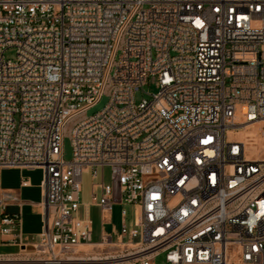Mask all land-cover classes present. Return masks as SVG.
<instances>
[{
    "label": "built area",
    "instance_id": "2783aa9c",
    "mask_svg": "<svg viewBox=\"0 0 264 264\" xmlns=\"http://www.w3.org/2000/svg\"><path fill=\"white\" fill-rule=\"evenodd\" d=\"M13 169L43 173L32 243ZM89 206L130 208L119 241H94ZM0 239V264H264V0H0Z\"/></svg>",
    "mask_w": 264,
    "mask_h": 264
},
{
    "label": "crops",
    "instance_id": "0c3cea01",
    "mask_svg": "<svg viewBox=\"0 0 264 264\" xmlns=\"http://www.w3.org/2000/svg\"><path fill=\"white\" fill-rule=\"evenodd\" d=\"M12 173L20 172L21 177L14 180V182H7L3 178L5 171L1 172V185L6 191H10L17 198V202H9V208L11 209V214L20 213L23 220V234L25 240L29 243L35 242L43 230V217H42V202H43V191L41 189L42 179L40 181H35L32 177L33 172H28L29 170H9ZM27 172V175H26ZM28 182L27 187L22 186V180ZM92 192V189H91ZM91 192L89 194L90 200L82 201V207L80 210V217H84V206L90 204ZM88 215L93 224L94 236L98 235L99 239L102 235L112 236L115 240L119 241L121 239L120 230L116 233L115 229L112 228V217L111 223L107 225L102 224L101 211L96 206L88 207ZM98 241V240H96ZM0 247H7L1 246ZM13 254V252L5 253Z\"/></svg>",
    "mask_w": 264,
    "mask_h": 264
},
{
    "label": "rangeland",
    "instance_id": "374dc122",
    "mask_svg": "<svg viewBox=\"0 0 264 264\" xmlns=\"http://www.w3.org/2000/svg\"><path fill=\"white\" fill-rule=\"evenodd\" d=\"M5 57L7 60L15 61L16 60V50L14 48H11L6 51ZM158 87H157V79L156 78H150L148 83L141 89L139 92L136 93L135 95V102L137 104L141 103L142 100H150L151 95L156 94L158 92ZM109 103V98L107 96H104L94 107H92L88 112L87 115L89 117L97 115L98 113L102 112L105 107ZM73 158V147L71 145V141L69 138H66L64 141V159L66 161H71ZM5 171L3 174V178L7 182H14L15 179L21 177L20 172L12 173L9 170H3ZM28 172H33L32 177L34 178L35 181H40L41 179L43 180V173L40 170H34V171H28ZM27 175V172H26ZM112 171L111 168L106 167L103 171L99 170L98 172V177L93 178V174L91 172L85 173L83 175V193L81 196L82 201L84 200H90L89 194L92 189L93 184H106L110 185L112 182ZM126 208L128 211H130V208L128 207H122V206H115L113 207V217H112V228L115 229L116 233H118V229L121 227V211L122 209ZM7 212H11V209L8 207ZM80 213V212H79ZM78 216H80L78 214ZM99 240L98 235L94 236V241ZM1 242V239H0ZM87 249L91 247H86ZM13 252L16 253L18 252L17 248H12V247H0V253L5 254ZM92 252V251H90ZM95 252L98 253L97 250ZM156 264H163L162 263V258H159L156 261Z\"/></svg>",
    "mask_w": 264,
    "mask_h": 264
},
{
    "label": "bare ground",
    "instance_id": "6f19581e",
    "mask_svg": "<svg viewBox=\"0 0 264 264\" xmlns=\"http://www.w3.org/2000/svg\"><path fill=\"white\" fill-rule=\"evenodd\" d=\"M247 135L250 136V137H254V136H256V132L255 131H250V132L247 133ZM89 247H91V248L87 249L86 247H84L83 251L84 252L92 251L93 247L92 246H89ZM93 261H95V262H93ZM98 261H101V260L100 259H94V260H92V262H85V263H82V264H109V263L98 262Z\"/></svg>",
    "mask_w": 264,
    "mask_h": 264
}]
</instances>
